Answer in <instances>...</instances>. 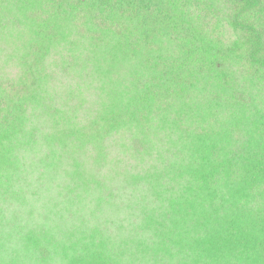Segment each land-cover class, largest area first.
<instances>
[{
    "label": "trees",
    "instance_id": "trees-1",
    "mask_svg": "<svg viewBox=\"0 0 264 264\" xmlns=\"http://www.w3.org/2000/svg\"><path fill=\"white\" fill-rule=\"evenodd\" d=\"M0 264H264V0H0Z\"/></svg>",
    "mask_w": 264,
    "mask_h": 264
},
{
    "label": "rangeland",
    "instance_id": "rangeland-1",
    "mask_svg": "<svg viewBox=\"0 0 264 264\" xmlns=\"http://www.w3.org/2000/svg\"><path fill=\"white\" fill-rule=\"evenodd\" d=\"M28 179H29V178H27V176L24 175L23 180L27 182ZM47 184H49V183H47ZM47 184H45V185H43V186L40 187V190H39V192H38L39 197H42V196L44 195V193H45V192H44V188L47 187ZM50 193H51V190H50ZM89 198L92 200V195H91ZM92 203L94 204L93 200H92ZM22 214H23V213H18V212H15V211H14L13 216H15V217H22ZM58 260H59V259H58Z\"/></svg>",
    "mask_w": 264,
    "mask_h": 264
}]
</instances>
